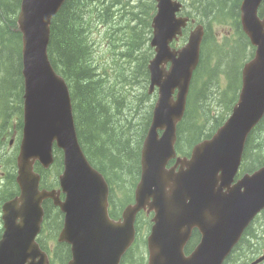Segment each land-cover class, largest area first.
I'll use <instances>...</instances> for the list:
<instances>
[{
    "label": "water",
    "instance_id": "1",
    "mask_svg": "<svg viewBox=\"0 0 264 264\" xmlns=\"http://www.w3.org/2000/svg\"><path fill=\"white\" fill-rule=\"evenodd\" d=\"M49 1L25 0L19 19V30L23 33L27 45L25 50L26 142L21 160L23 155L26 157L20 166V176L23 172L29 175L30 169L26 158L35 151H39L46 163L51 162L52 141L54 139L59 141V146H63L67 153V171L62 181L64 192L69 195L64 203L68 218L67 230L63 238L75 244L76 264H103V257L91 244L93 238L100 234L97 231L100 221L105 220L104 205L107 188L102 178L90 169L79 150L67 88L54 74L47 60L49 21L44 22L41 17L47 10ZM57 1L59 5L60 0ZM158 1L159 13L154 19L155 30L151 41L156 55L149 64L151 89L158 86L161 95L155 119L159 117L162 109L175 111L178 115L184 111L202 42V35L194 31L189 34L188 42L184 46L178 49L172 48L170 44L182 35L185 20L176 18L175 11L178 6L171 0ZM249 4L250 1L247 0L242 6L246 27H252ZM259 45L260 50L252 63V68L261 74L264 86V38L259 41ZM168 64H170L169 69H167ZM176 89H178L177 100H173L172 95ZM252 104L253 100L249 99L245 103L248 107L246 111L235 110V116L213 140L218 149L238 151L242 148L246 136L264 112V99L259 100L255 108H249ZM154 127L155 124L153 129ZM157 147L151 133L146 143V150ZM170 182V178L161 172H157L153 177H144L137 192V205L129 207L125 213V224L117 228L108 223L110 229L107 233L112 236L121 234L126 239H131L135 215L139 209L145 207L152 196L154 202L151 206L157 209L158 216L150 238V264H217L221 256L218 253L210 256L209 251L221 249V246L212 245L214 240H218L220 245L222 242L214 238L218 235L217 231L206 225H203L205 228L203 245L191 258H184L182 253L184 240L188 237L191 226L201 225L202 221L196 213L199 208L197 205L189 210L187 204L166 191V187L171 185ZM39 210V207L29 204L24 216L33 218ZM81 244L87 247L82 250Z\"/></svg>",
    "mask_w": 264,
    "mask_h": 264
},
{
    "label": "trees",
    "instance_id": "2",
    "mask_svg": "<svg viewBox=\"0 0 264 264\" xmlns=\"http://www.w3.org/2000/svg\"><path fill=\"white\" fill-rule=\"evenodd\" d=\"M97 1L104 2L114 0H67L63 4L62 8L58 12V15L54 18L52 24L50 58L55 68L67 79L70 85L77 130L83 148L92 164L106 175L108 181L112 185H118L120 188L124 189L125 198L122 202L123 204L130 201L133 194V189L139 179V173H133V171L131 172V170H134V172L137 170V162L139 163L140 160L142 141L144 139L150 121L149 111H147L148 109L145 111L146 115L141 121V125L140 123L129 121L127 119L125 123L121 124V121L123 119L118 120L116 117H119V114H121L123 107H117L118 101L110 98L112 106L114 107V109H116V117H110L111 114H109L108 111H111L109 108H107V106L102 107V105H99L98 110L102 114V118H104V121L102 124L98 125L96 120L90 118L96 116L95 111H91L88 115V118L86 119L85 125L90 127L94 133L91 132L92 134H90L86 132L85 127L82 126V114L83 105L88 102H86L84 98H81L82 86L78 83L75 73H73L68 66V61L65 60L66 56H63V49L68 45L65 38L67 39L68 36H70V38H73L74 34H76V36L78 37V43L85 46L86 53L92 61L91 70L93 72V75L95 77L101 76L97 72V68L94 66L90 54L92 51L90 29L93 16L96 14L94 5ZM222 3L223 0L216 1V6L213 9V13L215 12L216 8L219 7ZM20 4L21 0H0V21H2V24H0V45L2 47L1 55L4 53L7 47H12L15 41H21V35L15 30ZM186 4L188 6H191L195 10V13L200 16V18L204 19V13L202 7L200 6V0H188ZM12 5L13 7L7 9ZM239 6L240 4H237L231 7L229 10L225 11L219 18V22L222 24L232 23V25L240 29ZM204 20L207 21L208 19ZM61 25H63L62 29L64 30V33L59 31L58 27H61ZM69 31L71 33H69ZM65 32H68L69 34L66 35ZM63 34L65 36L64 38ZM131 44V53H129L127 56L129 57L132 53H137V55L140 54V56L136 58L138 66H136L133 70V74L137 75V73L141 71L142 79L140 83L147 84V63L148 59L152 55V50L147 46L144 47L139 38L132 39ZM205 57L206 53L203 51V59ZM9 59H12L11 61L13 63ZM9 59L4 58L2 60L7 64L12 63L11 69L15 71L17 67L18 72L21 59L18 60L12 53L9 55ZM213 59L215 61L217 58ZM2 70L3 68L0 67V71ZM14 71L12 73L6 72L5 75L3 72H0V111H4L3 104L6 105L4 97L9 94V91H5L2 85H4L6 81H11L12 79L16 78L14 75ZM9 75L10 78H8ZM102 78L103 77L101 76L100 78L96 79L95 82L87 84L89 86L98 85L99 89H104L107 93L120 92L117 89L116 84H110L106 86L108 81L104 79V82H102ZM139 102L140 104H142L144 102V98L141 97ZM122 103L124 104V102ZM189 115L190 110H188L187 117H189ZM117 122L120 124L118 125V130H121L120 133H117L116 129L113 128V125ZM263 125L264 122H262L250 136V139L254 137L253 141L251 142L253 147L247 153L246 165L257 164L264 161V132L259 135V132L262 129ZM103 128L105 130H103ZM184 132L185 134L187 132H191V128L187 127ZM125 138L127 139V141H124ZM249 143L250 141H248V144ZM132 146H134V149L132 148ZM111 151L116 154L115 159L119 161L117 164H115L110 159L113 158ZM106 157L110 158L106 159ZM134 157L136 159L134 167L131 165L123 164L121 162L124 159L131 161ZM116 205L117 207L121 206L119 204ZM59 247H61V245H59ZM54 261L59 264H64V256L57 255L55 256Z\"/></svg>",
    "mask_w": 264,
    "mask_h": 264
},
{
    "label": "rangeland",
    "instance_id": "3",
    "mask_svg": "<svg viewBox=\"0 0 264 264\" xmlns=\"http://www.w3.org/2000/svg\"><path fill=\"white\" fill-rule=\"evenodd\" d=\"M149 1V0H146ZM216 1L217 0H200V6L203 9V13L204 19H208L212 16L213 14V9L216 6ZM14 3V2H13ZM233 1H228L226 2V5H232ZM9 6L7 9H10ZM130 10L127 5H124V8L122 10ZM0 24H2V21H0ZM61 27L59 28V31H61L62 33H64V30ZM65 26V25H64ZM197 27L201 29V24H197ZM62 29V30H60ZM112 32V31H111ZM210 32V27L206 26V29L204 31V33H209ZM69 33H71L69 31ZM68 32H65L66 35L69 34ZM97 38V45H104L106 42L104 40V36L107 35L105 29H100V31H98L96 33ZM109 35V34H108ZM107 35V36H108ZM64 34H63V38H64ZM218 39L221 40L222 39V35L221 32H218ZM77 38V39H76ZM66 43H68L67 47L63 49V56L66 58L65 60L68 61V66L70 67L71 71L73 73H75L76 77H77V81L78 83L82 86V91H81V98L85 99L86 104L83 105V124L82 126L85 127V131L92 134L94 133L92 131V129L88 126H86V119L88 118V115L90 114L91 111H95L96 116L90 117L91 119H94L97 121L98 125L102 124L104 121V118H102V114L100 113V111L98 110V106L102 105L103 106H107V108L110 109L111 112L108 111L109 114H111L110 117L115 118V110L114 107L112 106V102L110 100V98H113L114 100L118 101L117 107L122 108V112L121 114H119V117H116L118 120L123 119L121 121V124L126 122V119L129 121H134V122H138L141 125V121L143 120L145 114V109H146V105L149 104V101L144 100V103L142 104V107H140L139 105V99L142 97V95L144 94V89L141 87V83H136V84H126L123 83L122 84V77H117L116 79L119 80L118 83L121 84V88L122 90H119V93L116 92H110L107 93L105 92L104 89H99L98 85H92L89 86L87 83H92L95 82L96 79L100 78L101 76L95 77L93 75V72L91 70L92 67V61L91 59L88 57L86 50H85V46L82 44L78 43V37L76 36V34H74L73 38H70V36H68V38L66 39ZM108 46L105 47V49H107ZM11 48L7 47L6 50L4 51V53L0 56V67L3 68L2 71L4 75L6 72L8 73H12L14 70L11 69L12 67V59H9V55L11 54ZM7 58L9 59L12 63L7 64L5 61H3L2 59ZM115 59L116 56H112V55H105L102 57H99V60L106 65L108 73L110 75H112V77H116L117 73L119 72V66L115 63ZM17 68V67H16ZM18 70V68H17ZM17 70L14 71V75L16 78L12 79L11 81H9V83H6V86L9 90H13V86H17L18 84V77H17ZM68 70V69H67ZM69 72V71H68ZM70 73V72H69ZM71 75V74H70ZM10 77V75H9ZM103 78H107L106 80L108 81V83L106 84V86L113 84L115 81L114 79L110 81V77H105L102 76ZM73 78V77H72ZM137 81L141 82L142 79V73L141 71H139L137 73ZM221 86L223 87V89L225 90L227 87V81H223L221 82ZM12 87V88H11ZM217 87L216 85L213 87V90H216ZM10 96H12V100L16 98V92L14 91L13 93L9 94ZM126 97V100L123 97ZM148 100H151L148 96H147ZM130 100V103H129ZM124 102V104L122 103ZM204 103H206V100H204ZM10 105H11V99L8 100L7 102V111L10 109ZM135 108L141 109L139 111L135 110ZM223 110V104L219 103L218 100H216L211 108L210 113L211 114H215L217 112H221ZM148 111V110H147ZM99 116V117H98ZM15 117L12 119V121H15ZM118 125H120L118 122L115 123L113 125V128L116 129L117 133H120L121 130H118ZM139 125V126H140ZM103 130H105L103 128ZM92 132V133H91ZM17 138V137H16ZM124 141H127V139L125 138ZM7 148V147H6ZM132 148L134 149V146H132ZM7 150V149H6ZM10 153H12V151H10ZM111 154L113 156V158L110 157H106V159L110 158L115 164H117L119 161L115 159V153L113 151H111ZM136 159L135 157L131 160H122L121 162L123 164L126 165H131L134 167V163H135ZM134 172V170H131V172ZM133 174V173H132ZM263 240L260 239H249L247 240L243 247L244 249L249 248L251 250V252H255L258 249V244L262 243ZM142 249L144 250V252L146 251L145 248L142 246Z\"/></svg>",
    "mask_w": 264,
    "mask_h": 264
},
{
    "label": "bare ground",
    "instance_id": "4",
    "mask_svg": "<svg viewBox=\"0 0 264 264\" xmlns=\"http://www.w3.org/2000/svg\"><path fill=\"white\" fill-rule=\"evenodd\" d=\"M15 70H17V68H16ZM11 77H12V76H11ZM17 77H18V74H17ZM8 78H10V77H8ZM104 79H107V78H102V82H104ZM6 83H9V81H6ZM6 83H5L4 85H2V87H3V89H4L5 91H9V94H10V93H13L14 91L17 92V90H18V88H19V77H18V84H17V86H13L14 91H13L12 89L9 90V89L7 88V86H6ZM11 88H12V87H11ZM9 94H8L6 97H4V100H5V103H6V105L3 104V106H4V111H7V102H8L9 99H11V98L9 97V96H10ZM142 97L144 98V100L149 101V104L146 105V109L144 110V111H146L147 109H149V106H150V104H151V100H148V99H147V96L145 95V93L142 95ZM139 100H140V99H139ZM143 103H144V102H143ZM143 103H142V104H143ZM142 104H140V102H139L140 107H142ZM135 110L139 111V110H141V109L135 108ZM141 111H142V110H141ZM136 123H138V122H136ZM129 127H130V126H129Z\"/></svg>",
    "mask_w": 264,
    "mask_h": 264
},
{
    "label": "flooded vegetation",
    "instance_id": "5",
    "mask_svg": "<svg viewBox=\"0 0 264 264\" xmlns=\"http://www.w3.org/2000/svg\"><path fill=\"white\" fill-rule=\"evenodd\" d=\"M256 238H259L260 237V234H256V236H255Z\"/></svg>",
    "mask_w": 264,
    "mask_h": 264
}]
</instances>
